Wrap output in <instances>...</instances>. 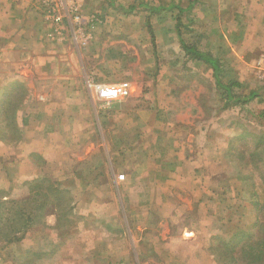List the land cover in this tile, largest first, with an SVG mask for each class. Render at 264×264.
<instances>
[{"label":"rangeland","instance_id":"rangeland-1","mask_svg":"<svg viewBox=\"0 0 264 264\" xmlns=\"http://www.w3.org/2000/svg\"><path fill=\"white\" fill-rule=\"evenodd\" d=\"M189 2L0 0V20L4 17L7 20L8 8L14 7L17 10L13 11L19 16L16 15L14 20L21 22L26 9L35 14L27 16L26 24L35 22L39 30H44L43 45L48 43L50 49L60 50L61 54H65L66 49L72 52L73 67L67 65L64 73L76 77L73 81L129 83V90L114 101L98 100L91 92L92 98L88 96L89 109L93 111L91 108L96 107L103 113L101 121L106 124V135H101L107 137L110 147L120 146L119 136L125 137V130L119 131V125L137 122L129 112L144 110L143 119L150 122L152 118L154 122L152 112L156 110V127L178 124L173 136L187 139V157L195 147L206 154L216 147L223 150L215 169L226 188L224 192H218L221 196L215 197L222 203L223 210L210 211L209 229L200 233L197 228L194 230L197 238L192 234L190 239H177L170 245L172 247L164 249L156 242V250L152 249V235L142 234L141 230L129 237L124 231H114L98 221L93 228L95 232L88 234L89 224L85 219L89 218L81 219L74 213L73 196L59 191L60 197L56 201L55 191L45 189L50 196L44 197L48 208L44 211V222L34 221L17 241L5 244L0 241V264H220L218 258L231 252V247L222 245L218 238H233L234 233L246 228L254 217L241 178L246 175L248 183L258 185L259 191L264 185V157L262 162L253 154L256 135L264 133V0H196L187 9ZM141 3L174 7L150 13L139 5ZM132 5L134 9L128 11ZM177 6L185 11L180 12ZM178 34L187 44L217 62L223 84L239 82L240 86L231 88V100L227 101L224 90L218 86L210 63L187 54L180 45ZM73 47L78 48V58ZM13 90L17 94L23 91L21 84ZM251 90H259L261 94L244 103H233L235 96L244 97ZM84 135L87 139L89 132ZM100 139L96 136L95 141ZM81 141L84 143L83 137L78 140ZM240 150L252 151L253 156L248 154L243 160L239 157ZM101 151L98 150L91 159L88 154L82 155V161L74 163V173L83 174L100 166ZM120 157L117 156L112 164L114 171L118 175L133 172L137 162H131L129 157L128 163H122ZM34 159L39 162L38 157L34 156ZM149 159L155 160L154 154ZM147 166L145 164L146 170L149 169ZM118 180L121 182L115 185L113 203L123 213L124 218H118L122 223L129 213L127 206L134 204L132 198L135 197L122 190L126 179ZM128 181L127 188L132 180ZM24 182L4 187L6 191L10 189L7 198H25L29 184ZM231 187L236 190L234 195L229 191ZM61 188L64 187L61 185ZM63 212L69 221L60 219ZM260 218L264 219V215ZM78 222L81 226L76 225ZM62 223L67 229H62ZM148 231L151 233L152 230ZM102 235L114 243H110V247L100 246L99 251L95 240ZM128 237L134 239L130 244ZM244 243L240 241L231 253L239 256ZM134 244L138 247L139 258L129 252L130 245ZM107 250L110 253L106 258ZM122 253H126L125 258Z\"/></svg>","mask_w":264,"mask_h":264},{"label":"crops","instance_id":"crops-1","mask_svg":"<svg viewBox=\"0 0 264 264\" xmlns=\"http://www.w3.org/2000/svg\"><path fill=\"white\" fill-rule=\"evenodd\" d=\"M8 9L9 18L0 20V99L7 85L14 89L21 84L23 91L18 95L20 104L13 124L20 130V138L9 144L0 140V187L36 177L48 178L73 196L78 217L89 218L85 219L88 234L95 232L93 228L98 221L114 231H124L129 237L141 230L142 234L152 235L153 250L157 249L156 242L164 249L177 239L184 241L192 234L197 238L194 231L197 228L200 233L209 229L210 211L222 209V203L215 197L226 190L215 169L223 150L216 147L206 154L195 147L187 157V139L173 136L178 124L156 127V110L152 112L154 122L152 118L150 122L143 119L144 110L128 111L137 122L117 126L119 131L125 130V137L119 136L120 146L110 147L107 137L101 135L105 134L106 126L101 121L103 113L96 107L91 108L93 111L88 107V96L92 98L88 81H73L76 77L64 73L67 65L73 67L72 52L66 49L61 54L60 50L50 49L48 43L43 45L44 30H39L35 22L26 24L27 16H35L34 13L25 9L18 22L19 19L14 20L16 15L19 17L17 11H13L17 9ZM73 49L78 54V48ZM5 126L3 123L0 129ZM96 136L101 137L99 142L95 141ZM82 137L84 143L78 142ZM100 149L103 156L100 166L83 174L74 173V163L82 161V155L88 154L91 159ZM153 154L155 160H150ZM117 156H121L122 163H128L129 157L131 162H137L133 172L118 175L112 165ZM118 179H126V188L122 190L135 197L134 204L127 206L129 213L122 223L118 218L123 219V213L113 203L115 185L121 182ZM128 179L132 180L129 188ZM229 191L234 195L236 190L231 187ZM79 222L76 225L81 226ZM129 237L130 244L134 239ZM95 242L99 251L100 246L110 247L114 243L104 235ZM136 251L137 245H130L129 252L139 258ZM105 252L107 258L110 251ZM125 255L122 253L123 258Z\"/></svg>","mask_w":264,"mask_h":264},{"label":"trees","instance_id":"trees-1","mask_svg":"<svg viewBox=\"0 0 264 264\" xmlns=\"http://www.w3.org/2000/svg\"><path fill=\"white\" fill-rule=\"evenodd\" d=\"M194 1L196 0H190L187 9L193 5ZM139 5H142V7L150 13L170 10L174 7L172 5L149 6L146 3H141ZM134 7L135 6L132 5L128 7L127 10L132 11ZM177 8L180 12L185 11V9L179 8L178 6ZM179 37L180 45L187 54L210 63L218 86L224 90L227 101L231 100V88L234 86H240L239 82H231L229 85L223 84L219 77L221 69H219L217 62L210 57H206L204 53L197 51L192 45L187 44L180 35ZM260 94L259 90H251L249 94L244 97L235 96L233 103H244L254 99V97L259 96ZM17 95L19 94L15 93L14 90L7 85L3 97L0 100V125L3 123L4 126L6 125L0 129V140L7 144L11 143L13 139L18 140L20 138V130L17 126H13L16 117V110L20 104V99ZM256 138L253 154L257 159L263 162L262 156L264 157V143H262V140H264V133L256 135ZM248 154L250 156L252 151L240 150L239 157H242L244 160V157ZM241 180L244 185L242 189L249 194V203L252 207L254 217L253 220L247 224L246 228L243 227L238 229L234 233L235 236L233 238H230L229 240H221L218 238L222 245L231 247V252L236 248L240 241H245L240 248L239 256L226 251L227 253L222 254V256L218 258V261L220 264H264V219L260 218V216L264 215L261 214L264 212V185H262L261 191H259L257 187L258 185L256 186L255 183H252L251 181L248 183V177L246 175L242 176ZM24 184H29V193L22 200L7 198L10 189L6 191V188L0 187V241L2 243L4 242V244L19 240L24 233L33 226L34 221L41 220L44 222V211L48 210L46 206L47 201L44 200V197L46 198V196H50L45 189H48V191H55L56 201L60 197L58 196L59 191L69 194L68 191L60 188L57 182L51 181L48 178L26 180ZM61 218L66 219V222L69 221L68 216H65V212L61 213L60 219ZM63 224L64 223H62V226ZM255 228H258V230ZM60 229L61 227L56 230L59 231ZM62 229H67V225H64Z\"/></svg>","mask_w":264,"mask_h":264},{"label":"built area","instance_id":"built-area-1","mask_svg":"<svg viewBox=\"0 0 264 264\" xmlns=\"http://www.w3.org/2000/svg\"><path fill=\"white\" fill-rule=\"evenodd\" d=\"M87 85L93 97L105 102L117 100L129 90L128 82L94 83L88 81Z\"/></svg>","mask_w":264,"mask_h":264}]
</instances>
